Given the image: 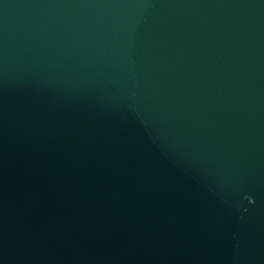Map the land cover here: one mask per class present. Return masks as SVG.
Wrapping results in <instances>:
<instances>
[{
    "label": "water",
    "instance_id": "95a60500",
    "mask_svg": "<svg viewBox=\"0 0 264 264\" xmlns=\"http://www.w3.org/2000/svg\"><path fill=\"white\" fill-rule=\"evenodd\" d=\"M0 264H264V0H0Z\"/></svg>",
    "mask_w": 264,
    "mask_h": 264
}]
</instances>
